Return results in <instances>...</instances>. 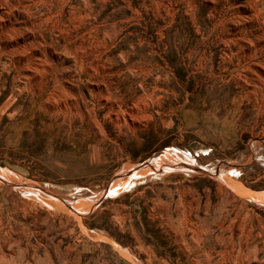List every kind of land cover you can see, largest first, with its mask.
<instances>
[{
  "label": "rangeland",
  "instance_id": "374dc122",
  "mask_svg": "<svg viewBox=\"0 0 264 264\" xmlns=\"http://www.w3.org/2000/svg\"><path fill=\"white\" fill-rule=\"evenodd\" d=\"M0 264H264V0H0Z\"/></svg>",
  "mask_w": 264,
  "mask_h": 264
}]
</instances>
